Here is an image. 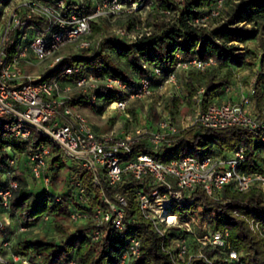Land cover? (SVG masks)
<instances>
[{
    "label": "built area",
    "instance_id": "2783aa9c",
    "mask_svg": "<svg viewBox=\"0 0 264 264\" xmlns=\"http://www.w3.org/2000/svg\"><path fill=\"white\" fill-rule=\"evenodd\" d=\"M91 13L70 12L62 14L64 0H6L0 9V139L9 130L15 139L27 140L31 131L43 137L52 148L44 146L37 151L27 150L9 154L5 172L0 175V208L8 211L20 182L15 170L23 166L32 179H40L47 185L50 176L44 175L50 159L57 153L70 159L92 176V182L100 186L105 181L109 186L128 183L133 189V200L140 215L151 222L156 232L164 236L172 228H179L189 234L194 241V251L189 250L186 239H178L174 245L175 262L183 261L186 254L191 257H203L208 262L219 260L220 264H244L240 255L228 242L225 229L207 228L192 214L194 203L201 201L202 194L213 196L225 186H231L238 192L257 187L264 192V158L258 162L261 170L247 171L241 167L250 150L238 146L232 150L195 156L188 154L169 162L155 159L164 144H171L181 130L172 121L168 112L163 113L152 127L145 115L137 123L132 122L125 113L130 99L150 97L154 90L166 85L177 84L175 72H171L158 86L146 78H141L133 91L119 78L97 77L92 74L82 76L73 82H63L58 78L43 80V74L58 64L64 57L60 50L68 45L77 49L91 46L92 40L86 36L91 33V21L111 17L122 12L134 14L140 12L148 3L141 1L126 4L121 0H92ZM224 0H217L210 14L198 17L195 23L205 26L211 17L219 15ZM170 13L169 11H164ZM42 20V25L34 32V21ZM138 28L137 24L134 29ZM30 30H33L32 32ZM143 33L138 32L135 41ZM118 37H128L127 29L115 30ZM42 63L45 70L35 75L28 69ZM211 58L187 61L179 60L175 71L195 68L203 71L214 65ZM159 74V69H154ZM76 68L66 67L64 75H71ZM99 87L128 93L126 99L111 102L107 109L118 110L125 115L127 131L116 134L112 131L99 133L77 107L67 104L71 92L78 91L95 100L93 91ZM197 91L198 98L203 92ZM254 90L250 89V95ZM250 97H241L234 101L227 99L212 103L195 113L193 125L201 128L224 129L239 127L246 129L264 143V108L257 113L246 109ZM165 110V108H164ZM143 144L152 153L135 150ZM9 147L6 148V150ZM3 178V180H2ZM25 188L30 189L25 185ZM200 191L201 193H198ZM78 202H84V189L78 188ZM105 207L92 210L93 218L99 224H110L116 231L124 233V208L126 198L115 193L113 199L102 195ZM59 201V198L56 197ZM179 206V211L173 208ZM200 208L206 207L200 205ZM239 215L238 213H235ZM241 216V215H240ZM86 214L69 206V218L73 224L83 220ZM47 220V216L43 217ZM253 233L264 239L259 222L247 219ZM25 227L20 226V230ZM199 230V233H198ZM103 231L93 230L91 239L99 241ZM11 242L2 241L0 248L9 250V259L0 252V261L8 264H31L21 255L13 254ZM207 249L209 253H203ZM140 255V240L130 235L127 245L117 264H131ZM64 264H75L69 260Z\"/></svg>",
    "mask_w": 264,
    "mask_h": 264
},
{
    "label": "trees",
    "instance_id": "16d2710c",
    "mask_svg": "<svg viewBox=\"0 0 264 264\" xmlns=\"http://www.w3.org/2000/svg\"><path fill=\"white\" fill-rule=\"evenodd\" d=\"M121 1L126 4L138 1L147 4L153 1L154 7L149 17H154V21L151 23L148 19L147 22L151 27L149 34L143 33L130 43L107 39L96 45L80 48L77 50L78 53L64 56L58 64L43 74L42 79L58 78L63 82H73L88 74L97 77L110 76L119 78L127 84L128 91H133L141 78H146L152 85L158 86L171 72H175L176 77L179 72L181 76L179 88L182 94L172 95L165 105L170 118H173L172 108L177 109L183 102L187 105L197 104L199 109L218 103L233 81L234 68L254 66L255 63L249 59V55L254 53L242 47V44L251 40L257 42L261 50L258 64L262 68L264 0H224L219 15L211 17L205 26L195 23L194 20L210 14L217 0H184L181 5L176 0ZM64 3L65 9L62 11L64 16L72 11L78 13L93 11L92 0H84L81 3L64 1ZM160 10L169 11L172 17L169 20L157 19L158 13L163 16ZM130 16L129 28H133L138 19L133 14ZM216 19H219V22L207 28L208 23ZM34 25L33 30L37 32L42 20H35ZM90 25L91 33L86 37L92 40L93 35L100 28L97 21H91ZM254 56L257 58L256 54ZM192 58L202 61L211 58L215 64L207 66L203 71L195 68L175 71L179 60L187 61ZM115 59H123L130 70L121 69ZM66 67L76 68L77 71L71 75H64ZM156 68L159 69V74L155 73ZM261 84H264V71L256 74L252 83L254 93L250 96L257 101L261 93ZM201 87L204 90L196 98L197 91ZM93 94L94 101L88 95L73 91L69 95L67 104L73 107L89 104L92 110L102 114L111 102L126 99L128 96V93L104 87H99L93 91ZM155 116L151 103L148 106L147 118ZM44 146L52 148L35 131H31L27 140H19L6 130V135L0 139V175L7 168L6 160L9 154L27 150L37 151ZM238 146L250 150L241 169L261 170L258 162L264 158V143L246 129L239 127L211 129L192 125L183 129L171 144H164L153 156L158 161L169 162L188 154L199 157L232 150ZM7 147L11 150L10 153H7ZM135 150L152 153L143 144L136 146ZM62 157L60 153L53 156L50 159L51 166H62ZM76 165L78 169L71 178L69 187L55 197L45 189L38 198L31 197L30 189L25 188V183L17 177L20 189L11 202L9 210L4 211L0 208V213L15 215L19 225L25 228L39 222L44 216H47V219L50 217L53 226L62 237L59 240L56 236L45 235L27 238L25 233H18L11 242L10 250L13 254L27 258L31 264H64L69 260H74L75 264H117L129 236L134 234L140 240V255L131 264H220L219 260L210 263L203 257L189 258V254H186L183 261L175 262L176 250L173 247L178 239H186L190 252L194 251V241L189 234L179 228H172L164 236H160L151 222L140 215L133 200L131 185L124 182L117 186H109L102 181L100 186H97L92 182L91 174ZM52 176L54 175H50V181ZM79 186L84 189V202H78ZM115 193L123 195L127 200L123 218L126 224L124 233L116 231L110 224H99L92 216L94 208L105 207L102 195L113 199ZM201 194V201L196 203L206 207L204 210L211 207L219 209L218 221L211 228L227 230L228 242L231 248L239 253L240 260L244 264H264V239L253 233L246 221L247 218L259 222L260 230L264 234V192L257 187L238 192L231 186H225L213 196ZM70 205L83 211L86 217L76 223L68 234L69 224H73L69 218ZM67 218L69 222L66 225L59 223V219ZM96 228L103 231L99 241L91 239L92 232ZM1 243L2 240L0 245ZM0 252L5 254L4 249L0 248ZM203 253L208 254L209 251L205 249ZM0 264L6 263L0 261Z\"/></svg>",
    "mask_w": 264,
    "mask_h": 264
},
{
    "label": "rangeland",
    "instance_id": "374dc122",
    "mask_svg": "<svg viewBox=\"0 0 264 264\" xmlns=\"http://www.w3.org/2000/svg\"><path fill=\"white\" fill-rule=\"evenodd\" d=\"M52 1V0H49ZM64 1H71L74 3H81L84 0H64ZM179 5H181L184 0H176ZM6 0H0V9L1 5L5 4ZM153 1H150L148 3V7H144L140 10V12H136L133 15L137 17V26L138 28L134 29L129 28V18L131 17L129 13L122 12L117 15L111 16V17H103L97 20V24L100 28L99 31H97L93 37H92V43L96 45L97 43H101L104 40L107 39H114V40H120L125 43H130L133 38L136 36L137 31L138 32H145L150 31V26L147 25L148 19L152 23L154 21V17H149L150 13L153 11ZM160 13L163 16H160V14H157V19H165L169 20L172 17L171 13H165L164 11L160 10ZM219 19L213 20L208 23V27H213L215 23H218ZM118 28L121 29H127L128 31V37H118L115 34V30ZM242 47L249 49L254 54L257 55V58H255L254 54L249 55V59L251 62H254V66L251 68L246 66L241 67H235V74L233 81L228 89L225 90V98L229 99H240L241 97H250V102L248 106L246 107L247 111L249 113H257L261 109L264 108V84L260 85V97L257 101L254 97L250 96V89L252 88V83L255 79V75L264 71V63L262 65V68L258 64V59L261 54V50L258 47V44L255 40L248 41L244 44H242ZM77 47L74 45H68L63 47L60 50V53L63 56L68 55H74L77 52ZM116 64L123 70L129 71V67L127 66L126 62L123 59L116 60ZM47 63H42L37 66H31L28 70L34 73L35 75L42 73L45 70V65ZM180 73L177 72V84L180 85ZM75 91V90H74ZM180 88L168 84L165 87H157L153 94L150 97L146 98H140V99H130L128 101L127 109L125 110V113L130 115L132 118V122L137 123L139 120L142 119V117L145 115L147 121L150 123L152 127H155V124L160 116L163 115V113L169 111L165 108V105L167 101L170 99L172 95H181ZM153 104L155 114L156 116L154 118H147V112H148V106L150 104ZM78 111L82 113L86 119L92 124L94 129L99 133L109 132L112 131L116 134H120L121 132L127 131L132 125L127 124L125 122L126 117L124 114L119 113L118 110L113 109H106L102 114L96 113L94 110L91 109L89 104H82L76 106ZM165 108V110H164ZM198 110L197 104H191L187 105L186 103H181L178 105L177 109L172 108L173 118L172 121L177 125L178 128L186 129L188 127H191L193 125V121L195 118V113ZM130 111H132L134 114H132ZM7 153H10L11 150L7 149ZM62 166L54 167L51 166V163L48 162L47 167L44 170V175H54L52 176V181L49 182V184L45 185L42 180L38 179H32L27 172V170L21 166L18 170H15V173L17 174L18 179H21L27 187L30 188L31 191V197L38 198L41 192L45 189L49 193H52V196L55 197L59 195L60 193L67 190L70 184L71 178H73L74 174L76 173L78 166L75 164V162L71 161L70 159H67L65 157H62ZM3 180V178H2ZM2 182V181H0ZM174 212L179 211V206H176L173 208ZM192 210L195 212L196 217L202 222V224L206 225L207 228L212 227L213 224L217 223L218 221V211L219 209L216 207H211V209L208 210H202L200 208L199 203H196ZM194 215V214H193ZM0 222H1V229H0V240L2 241H8L12 242L15 239V236L18 233H25V236L27 238L37 237L41 235L45 236H56L58 240L62 237L61 233L55 229L53 226V223L51 222V218L48 217L47 220H40L39 222L35 223L34 225L25 228L23 230H20V225L18 222V219L15 215H12L10 213L2 212L0 213ZM68 221L67 219H59V223L66 225ZM75 224H69V230L68 234L74 229ZM4 257L6 259H9V253L10 251L6 250L4 252ZM8 264H11L10 261H8Z\"/></svg>",
    "mask_w": 264,
    "mask_h": 264
},
{
    "label": "crops",
    "instance_id": "0c3cea01",
    "mask_svg": "<svg viewBox=\"0 0 264 264\" xmlns=\"http://www.w3.org/2000/svg\"><path fill=\"white\" fill-rule=\"evenodd\" d=\"M227 99H229V98H225V95H223L221 97V99L219 100V102L224 101V100H227ZM231 100L237 101L238 99H231Z\"/></svg>",
    "mask_w": 264,
    "mask_h": 264
}]
</instances>
